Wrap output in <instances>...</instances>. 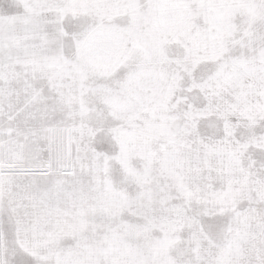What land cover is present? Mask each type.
<instances>
[{
    "label": "snow or ice",
    "instance_id": "1",
    "mask_svg": "<svg viewBox=\"0 0 264 264\" xmlns=\"http://www.w3.org/2000/svg\"><path fill=\"white\" fill-rule=\"evenodd\" d=\"M0 264H264V0H0Z\"/></svg>",
    "mask_w": 264,
    "mask_h": 264
}]
</instances>
